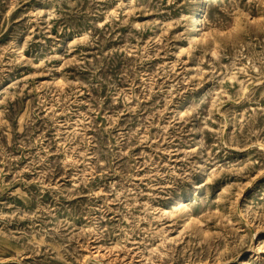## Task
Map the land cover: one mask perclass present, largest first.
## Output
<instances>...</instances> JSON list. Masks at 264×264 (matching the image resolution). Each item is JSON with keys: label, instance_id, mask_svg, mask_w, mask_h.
Segmentation results:
<instances>
[{"label": "rangeland", "instance_id": "1", "mask_svg": "<svg viewBox=\"0 0 264 264\" xmlns=\"http://www.w3.org/2000/svg\"><path fill=\"white\" fill-rule=\"evenodd\" d=\"M0 264H264V0H0Z\"/></svg>", "mask_w": 264, "mask_h": 264}]
</instances>
